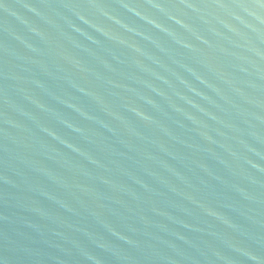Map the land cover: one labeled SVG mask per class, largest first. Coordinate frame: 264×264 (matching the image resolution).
I'll return each instance as SVG.
<instances>
[{
	"label": "water",
	"instance_id": "water-1",
	"mask_svg": "<svg viewBox=\"0 0 264 264\" xmlns=\"http://www.w3.org/2000/svg\"><path fill=\"white\" fill-rule=\"evenodd\" d=\"M0 264H264V0H0Z\"/></svg>",
	"mask_w": 264,
	"mask_h": 264
}]
</instances>
